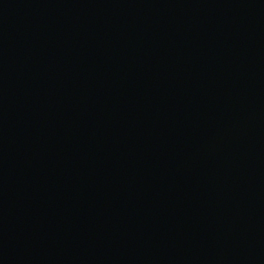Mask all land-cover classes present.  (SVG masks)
<instances>
[{"label":"water","instance_id":"95a60500","mask_svg":"<svg viewBox=\"0 0 264 264\" xmlns=\"http://www.w3.org/2000/svg\"><path fill=\"white\" fill-rule=\"evenodd\" d=\"M0 264H264V0H0Z\"/></svg>","mask_w":264,"mask_h":264}]
</instances>
